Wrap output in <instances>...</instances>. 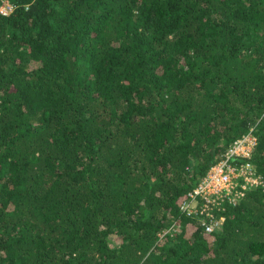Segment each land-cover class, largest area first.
I'll use <instances>...</instances> for the list:
<instances>
[{"label":"trees","instance_id":"1","mask_svg":"<svg viewBox=\"0 0 264 264\" xmlns=\"http://www.w3.org/2000/svg\"><path fill=\"white\" fill-rule=\"evenodd\" d=\"M5 1L0 264H264V186L180 209L247 132L264 176V0Z\"/></svg>","mask_w":264,"mask_h":264},{"label":"built area","instance_id":"2","mask_svg":"<svg viewBox=\"0 0 264 264\" xmlns=\"http://www.w3.org/2000/svg\"><path fill=\"white\" fill-rule=\"evenodd\" d=\"M11 8L12 5L3 0L0 12L8 13ZM255 143L256 137L251 132L235 138L222 156L187 190L180 205L181 212L196 218L205 232L220 227L227 206L235 205L246 190L264 186V176L258 173L252 162L233 161L237 156L245 159L250 157ZM174 228V224L169 226L161 235L167 231L172 232Z\"/></svg>","mask_w":264,"mask_h":264}]
</instances>
